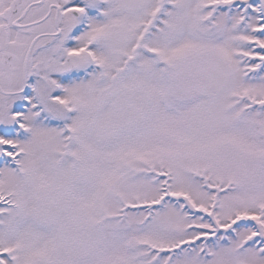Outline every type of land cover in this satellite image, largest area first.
Listing matches in <instances>:
<instances>
[{
	"label": "snow or ice",
	"instance_id": "obj_1",
	"mask_svg": "<svg viewBox=\"0 0 264 264\" xmlns=\"http://www.w3.org/2000/svg\"><path fill=\"white\" fill-rule=\"evenodd\" d=\"M0 264H264V0H0Z\"/></svg>",
	"mask_w": 264,
	"mask_h": 264
}]
</instances>
